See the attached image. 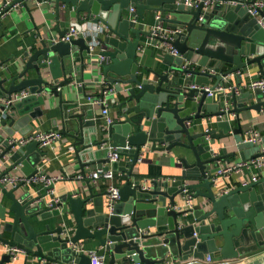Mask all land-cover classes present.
<instances>
[{
  "label": "water",
  "instance_id": "1",
  "mask_svg": "<svg viewBox=\"0 0 264 264\" xmlns=\"http://www.w3.org/2000/svg\"><path fill=\"white\" fill-rule=\"evenodd\" d=\"M185 1L36 0L52 6L44 18L54 21L55 31L35 26L38 43L19 58L0 60V97L29 92L7 106L0 101V160L7 157L10 163L0 176L16 167L26 179L41 174L38 165L46 153L38 142L18 147L11 139L25 135L21 124L42 116L46 95H52L58 100L60 133L73 139L80 172L110 165L125 179L111 209L108 190L93 193L88 179L82 183L87 194L70 190L59 196L52 192L54 182L20 181L11 188L0 183V195L8 201H0V246L20 249L25 264L31 259L90 264L80 251L87 240H96L108 254L107 264L120 259L207 264V256L217 264H264V177L229 188L214 178L220 162L231 155L219 154L215 143L243 133L241 112H264V90L237 94L229 89L240 86L252 67L258 74L250 80L258 75L264 80V28L246 7L255 0H240L243 6L201 0L196 7ZM20 2L27 6V1L11 0L2 11ZM145 11L159 14L155 24L180 29L170 41L178 55L148 45L150 31L131 20L133 15L143 19ZM259 16L264 21V8ZM85 22L103 27L95 44L90 35L60 41L70 26L81 30ZM230 76L236 84H228ZM93 87L99 91L90 92ZM73 91L80 96L64 98ZM105 93L112 95L117 117L100 125L88 97ZM232 115L236 128H231ZM145 148L177 152L183 178L146 184L136 177L133 171ZM112 149L129 158L128 167H119L117 160L108 165ZM185 188L196 202L190 209H176ZM11 261L2 252L0 264Z\"/></svg>",
  "mask_w": 264,
  "mask_h": 264
},
{
  "label": "crops",
  "instance_id": "2",
  "mask_svg": "<svg viewBox=\"0 0 264 264\" xmlns=\"http://www.w3.org/2000/svg\"><path fill=\"white\" fill-rule=\"evenodd\" d=\"M3 5V0H0V7ZM53 11L52 6L45 5V3L37 4L36 2H28L27 6H17L12 8L10 11L0 16V60L6 59L8 57L19 58L20 54L30 46L37 42L38 43V33L34 29L35 26L41 29L42 25L46 26L44 29L51 27L53 32L54 21H49L44 18L45 13H51ZM158 13L152 11H145L144 18L136 20V24H143L145 30H149L155 24V18L158 16ZM163 27H166L162 23ZM39 29V30H40ZM96 52V51H94ZM258 74L257 68L252 67L247 73L243 76L241 85L247 83L250 80V76ZM261 78L258 75L255 79ZM231 80L228 84H236V80L230 76ZM214 82L211 79V83ZM97 87H93L90 92H98ZM67 95H64V98L76 99L80 95L73 92H67ZM112 95H107V100L109 103V114L115 119L117 117L116 108L113 106L111 99ZM57 98H54L52 95H46L45 106H42L43 114L38 118L31 120L29 124L23 122L21 124L20 130L23 134H28L35 131H61V123L59 121L60 111L58 108ZM252 103L248 101L247 104ZM97 110L95 112V122L97 124L103 125V117L101 116V106L96 105ZM231 128H236L238 122L235 119V116H231ZM239 125L243 130L242 134H230L228 137L223 138L215 143L216 150L219 154L226 153L231 154L228 157V161L222 160L220 165L227 163H238L244 160H248L253 155L258 154L262 148H264V112L257 113L254 110L243 111L239 114ZM249 130H256L259 134V140L252 144L246 143L243 141L245 134ZM61 138L55 141L51 146L45 147V156L42 157L41 163L38 165V168L41 169V173L50 176H58L59 178L54 180V188L52 192L59 196L66 193L67 191L73 190L79 193H88L86 186H82L84 180L76 178V174L80 171L77 161L74 158L72 151V142L73 139L67 137L66 135L61 134ZM18 133L15 134V137H19ZM14 138V137H13ZM114 150V149H112ZM183 154V153H182ZM180 154V155H182ZM129 158L126 155L119 154V167H128L126 162ZM10 163L8 158L4 161L3 165L1 164L2 170L8 168ZM102 164H96L90 166L87 170L95 169ZM183 166L180 162L179 154L177 152H152L148 148L143 149L142 154L139 156V160L134 168L133 174L136 177H141L143 180H146V184L149 183L152 179H158L164 181V179H178L182 177ZM115 177L113 180L99 179L97 182L91 183V191L95 194H100L106 190L110 183L119 186L125 179V174L122 171H115ZM257 172V170H248L246 168L241 169L239 172H232L227 179L222 177L218 178V181L222 185H226V188L234 187L242 184L246 178H249L250 174ZM18 173L21 175L19 167H16L15 170L9 172V174ZM187 180V179H184ZM190 182V181H189ZM199 182V180L191 181ZM77 193V194H79ZM107 199V197H106ZM183 199V198H182ZM181 199V201H182ZM1 203L6 204L8 201L0 195ZM179 202V201H178ZM194 200V204H195ZM180 203V202H179ZM81 248L83 251L95 250L98 253L104 254L106 258V264L109 259L108 254L98 246L96 240H87L84 243H81ZM3 252V247L0 246V256ZM262 251L251 253L250 255L257 254ZM249 255V256H250ZM24 254L19 255L18 259L11 261L10 263L5 264H25L24 263ZM246 257V256H245ZM31 258V257H30ZM244 258V257H243ZM129 259H120L117 260V264H131ZM219 261L211 260L207 264H217Z\"/></svg>",
  "mask_w": 264,
  "mask_h": 264
},
{
  "label": "built area",
  "instance_id": "3",
  "mask_svg": "<svg viewBox=\"0 0 264 264\" xmlns=\"http://www.w3.org/2000/svg\"><path fill=\"white\" fill-rule=\"evenodd\" d=\"M27 2H36V0H24ZM201 0H186L185 4L188 6L196 7L198 3ZM11 0H3V5L0 7V16L5 14L6 12H3V8L9 4ZM211 0H205L204 3L208 4ZM231 5H245L243 1L240 0H230L227 1ZM22 3H16L13 5L12 8H15L17 6H21ZM23 6V5H22ZM248 8V12L251 16L256 17L258 24L264 28V21L259 16V10L261 8H264V0H255L253 3L246 5ZM10 11V10H9ZM135 9L130 8V13H134ZM158 16H156L157 20ZM131 20L133 22H136V17L133 15L131 17ZM103 31V27L99 23H82L81 24V30H77L74 26H70L68 30L65 32V34L60 38V41L66 42L70 41L71 39L77 38L79 36H87L90 35L92 37V44H95V38L98 34H100ZM151 36L148 41V45L151 46V48L155 52H161V53H171L173 55H178V52L174 47L171 45L170 41L173 39V36L180 31L179 28H166L163 27L161 24H154L149 29ZM154 37H160L162 40H158ZM99 61H103V56H98ZM212 71V70H211ZM221 88V87H220ZM233 88L234 91L238 94L240 93V90L242 89H253V88H259L264 90V80L262 78L258 79H252L249 80L247 83L240 85V86H231L229 89ZM207 90L208 87H206ZM29 95V92L24 89L19 92L11 94L9 97L2 98L0 97V101L3 102L6 106L20 100L21 98ZM88 100L92 104L100 105L101 106V116L103 117V124L108 125L111 124L114 121V118L110 116L109 114V103L107 100V95L103 97H88ZM61 133L56 130L51 131H35L28 134H25L23 136L14 137L11 139V141L15 142L16 146H24L27 143L31 141H37L38 147L40 149H44L45 147L51 146L55 141L59 140L61 138ZM259 140V134L256 130H249L245 136L243 141L246 143H256ZM72 148V147H71ZM119 152L116 150H110L108 152V159L109 163L112 161H118L119 159ZM7 160V157L0 160V172L2 171L1 164L3 165L4 161ZM139 160V159H138ZM246 168L248 170H257V172H253L250 174L249 178H246L245 181L242 184H246L249 181H256L260 177H264V148H262L259 152V155L254 158H249L248 160H244L235 164L227 163L224 165H220V167L217 169V171L214 173L215 179L222 177L224 179H227L229 175L232 172H239L241 169ZM116 172L110 167L105 168L103 166H99L92 170H87L85 173L78 172L76 174V178L80 180L88 179L90 182H97L99 179H105V180H113L115 177ZM58 176H50L49 178H46L44 174H37L30 179H26L24 175L20 174H4L0 176V183L3 187L11 188L15 186L20 181H25V183H43V184H49L51 182H54V180L58 179ZM167 181H174L170 179H166ZM164 179V181H166ZM108 196H107V203L109 208L111 209L113 206V203L118 199V186L110 183L108 188ZM183 199L182 201L177 204L175 207L176 209H190L192 208L194 204V198L192 195V192L189 189H183ZM79 250V249H78ZM83 251V250H80ZM3 252L9 253L10 258L12 261H15L18 259L19 255L24 254L20 249L14 248V247H3ZM85 252V251H83ZM90 259V264H106V258L104 254L98 253L95 250H88L85 252ZM206 262H211V259L209 256L206 257ZM27 264H56L52 262H46L45 260H42L40 262H37L36 260L31 259ZM75 264V263H73ZM131 264H144L140 261H132Z\"/></svg>",
  "mask_w": 264,
  "mask_h": 264
}]
</instances>
